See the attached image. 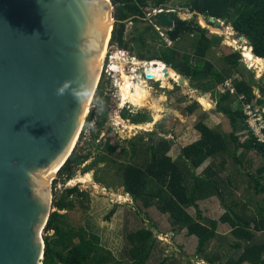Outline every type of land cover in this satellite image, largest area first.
Segmentation results:
<instances>
[{
    "label": "trees",
    "instance_id": "16d2710c",
    "mask_svg": "<svg viewBox=\"0 0 264 264\" xmlns=\"http://www.w3.org/2000/svg\"><path fill=\"white\" fill-rule=\"evenodd\" d=\"M111 2L116 10L110 45L116 44L125 50L127 49L126 25L129 22L146 21L144 8L147 7V1L111 0ZM162 2L163 0H159L157 4ZM183 7H188L191 12H194L195 17L197 15L205 17L208 25H213L208 21L210 17L227 21L236 33L250 42L252 54L264 59V0H189ZM158 16H155L156 22ZM147 29L149 30L150 27L148 26ZM207 32L208 29L201 27L195 19H178L173 22L171 29L167 30V37L175 41L182 36H193L190 45L192 52L180 54L178 48L175 47L148 60L165 63L178 74L189 79L190 85L196 86V89L211 93L217 100L216 111L228 118L232 131L229 134H222L210 128L203 120H199L195 124V129L200 133V139L182 148L175 159L169 155L173 141L162 138L155 144H147L144 153L149 154H145L139 164L121 165L122 185L131 197L141 201L145 207L156 205L161 212L169 214L174 225L185 228L189 235L197 236L196 253L215 264L221 258V253L212 256L206 252V247L217 235L219 219L205 217L199 209L197 200L217 196L222 203H225L227 201L226 192L232 193L231 188H227L232 180L229 177L225 179L226 181L221 180L218 175L215 176V172H210L211 167L204 169L202 174L197 175L195 171L209 157L212 161L218 157L221 158L220 164L223 166L227 157L231 155L234 165L241 167L246 160V153L255 154L261 159V165L255 169L254 174L247 172L246 177L248 178L247 188L252 189L257 196L262 194V198L255 202L256 210L253 209L252 212L250 208L248 209L246 202L239 212L234 211L232 205H227L228 210L220 216V221H228L231 224V232L236 239L229 246L230 249L239 250V255L234 259L226 260V264H242L243 262L264 264V241L254 239L255 232L264 228V144L257 141L249 131L247 116L244 113V107L247 104L264 106V83H256L254 72L244 65L240 51L225 55L222 58L223 66L218 68L207 57L209 51L219 45L221 38L214 34L207 36ZM134 50L135 48L132 47V51ZM139 56L140 60H145L141 54ZM228 80L235 89L234 93L229 90L225 92L216 90L218 85H223ZM254 86L259 88L261 98L256 96ZM100 91L99 86L96 95ZM96 102L100 111L92 108L86 120L87 124L94 123L98 129L95 134L90 135L92 144L98 140L100 128L104 126L112 107L108 96L100 95ZM197 107L199 104L194 101L186 106L185 110L188 114H192ZM120 115L124 119L138 122L137 124L152 122L149 114H137L140 120H136L129 114V111L123 109ZM238 132H247L248 137L241 141L237 135ZM233 143L234 147L231 149ZM118 148L119 144L111 145L106 141L102 152L112 155ZM239 149H242L240 154ZM121 152L126 151L121 149ZM135 152L133 148V155ZM88 159L89 154L83 155L77 152V148H74L66 163L59 170L60 174L65 173L62 181L65 183L74 177L73 165L79 166ZM104 160V157L99 156V160H94L83 168V173L92 169L96 162ZM96 180L103 182L101 178H96ZM72 193L84 194L78 188L73 187L65 188L62 195L55 197L54 205L57 209L51 212L45 228L47 232L53 230L54 236H50L49 233L45 236L46 249L43 263L107 264L112 254L108 248L100 244L99 235L88 233L82 227L77 230L66 228L65 215L58 210L71 205L68 195ZM189 206L195 207L196 217L187 211ZM129 238V241L133 243L128 251L130 263L146 264L153 244H155L153 232L148 229H138L131 232ZM167 258H163L157 264H165Z\"/></svg>",
    "mask_w": 264,
    "mask_h": 264
},
{
    "label": "rangeland",
    "instance_id": "374dc122",
    "mask_svg": "<svg viewBox=\"0 0 264 264\" xmlns=\"http://www.w3.org/2000/svg\"><path fill=\"white\" fill-rule=\"evenodd\" d=\"M146 1L147 7L144 8L147 16L146 21L139 23L129 22L126 25L125 40L127 42V49L124 50L126 56L122 57L119 54L118 51H121L119 46L116 44L110 45L111 38L108 48L105 47L103 63L101 68H99L101 76L98 87H101V91L98 95L95 93L91 101L90 110L95 108L94 110L100 111L96 100H98L100 95H103L108 96L110 99L112 105L111 111L104 126L100 128V135L95 144H92L90 141V135L91 133L95 134L98 129L94 123L87 124V117L85 118L81 133L77 139L78 146L76 143L74 148H77V152L83 155L89 154V159L84 164L72 166L75 172L72 178L74 179L73 184L78 183L76 185H66V182L64 183L62 181L65 173H63L64 175L60 174V171L56 173L54 179L49 184L53 201L52 210L57 209L54 205L55 197L58 198L62 195L65 192V188L76 187L79 191L83 192L84 194H69L68 200H71V205L58 211L65 215L64 219L67 221V229L77 230L82 227L88 233L99 235L100 244L108 248L112 254L107 264H131L128 251L133 243L129 241V234L138 229L151 230L155 238V244H153L152 252L146 264H157L165 257H168L165 264H202L198 263V258H201L202 255L196 253L198 242L196 236L189 235L185 228L174 225L169 214L161 212L156 205L145 207L141 201L135 200L131 195L129 196L122 185L121 165L128 163L139 164L145 154H149L144 153L147 144H155L162 138L169 139L173 141L172 153H169L173 157H176L184 146L190 144V139H187L188 135L191 132H198L195 129V124L199 120H203L210 128L218 130L222 134H229L232 131L228 118L216 111L217 100L215 97L211 93L201 92L196 89V86L190 85L189 79H186L185 83L180 84L182 75L179 74V80L178 78H170L166 86H162L159 81L145 79L144 68L145 64L148 63L145 60L149 61L148 59L152 57L156 58L162 52H168L170 48L175 47L178 48L180 54L192 52L190 45L193 36H182L175 41L169 39L166 34L169 28L156 27L157 23L154 14L156 10H163L164 12L174 11L184 20L195 19L201 27L207 28V36L213 34L219 36L221 38L219 45L214 47L212 51H209L207 57L218 68L223 66L222 58L225 55L240 51L243 54L242 62L254 72V80L256 83L261 84L264 83V61L263 68L259 72L260 69L255 68L251 59L245 56L246 51L252 54L251 49L246 46V40L237 37V33L229 23L227 26L223 24L216 25L215 23L208 25L205 17L198 15L195 17L196 14L191 12L188 7H183L189 0H163L161 4H157L159 0ZM115 10V6H113L112 12L115 13ZM201 19L203 22H201ZM148 26L150 29L146 30ZM157 28H159V31ZM141 33L143 35H140ZM165 39H168L169 42ZM132 47L135 48L134 51H132ZM113 53H118L121 57L120 60L114 62L122 65L120 73L122 72L123 66L127 64L125 65V70H127L125 71L126 74H135V76H141V72L144 74V77H141L145 79L147 88L151 94L149 97L151 104H148L147 107L136 108L130 104L118 105L120 101L118 86L122 79L120 74L119 78H116L115 75L108 74L107 68L112 65L108 55ZM139 54L145 60H140ZM133 56L136 57L131 60ZM132 68H135L136 72H130ZM216 90L225 92L226 87L224 84L218 85ZM254 92L257 97L261 98L260 90L256 86H254ZM201 97L207 98L211 107L206 108L203 106L199 101ZM194 101L198 102L199 107L192 114H188L185 107ZM122 107L129 111V114L134 116L136 120H140L137 114H149L152 118L151 126L146 127V129L137 128V126L144 125V123L137 124L138 122L122 118L120 115V108ZM157 107L158 111H156ZM257 108L259 110L264 109V106H258ZM157 114L159 118L155 120L154 117ZM131 125L136 128H131ZM237 135L241 141L248 137L247 132H238ZM106 141L111 145L119 144V148L114 154L108 155L102 152L104 142ZM232 147H234V143L231 144V149ZM133 148L136 151L134 155ZM121 149H125L126 152H121ZM241 151L242 149H239L238 153L240 154ZM99 156L104 157L105 160L96 162L92 169L87 173H83V168L94 160H99ZM245 159L243 165L240 167L234 165L231 155L227 157L226 163L223 166L220 164L221 158L218 157L214 161H212V158H209L195 172L196 174H202L204 169L211 167L210 172H215V176L218 175L221 180L226 181L225 179L227 177L231 178L232 183L226 186H228L227 188H231L230 191L232 193L229 194L226 192V203L232 206L235 203L245 205L247 201L244 198L247 196L248 191V194L251 196L249 201L250 209L253 212V209L256 210L255 202L262 198V194L257 196L252 189L246 188L248 185L246 173L254 174L255 169L261 165V159L253 153H246ZM80 176H88L87 181L85 183H79L77 180ZM96 178L103 179V182H97ZM219 200V198L214 196L210 201L206 202L205 210L202 208L203 212L206 211L205 217H212L220 221V215L228 209L223 208L222 204L224 202L221 204ZM237 204L235 207L238 206ZM112 210H114L113 213L111 212ZM187 211L193 217H196V210L193 206H189ZM221 211L222 213H220ZM219 232H223V236L212 238L207 244L206 252L212 254L216 250H222V256H224L222 261L223 264H226L224 261L234 256L229 246V243L232 241V235L229 229L225 230L224 227ZM48 233L50 236H54L53 230L47 232L45 229L43 232L44 238ZM260 236L261 233L259 234ZM76 240L78 239L76 238ZM219 243L223 245L221 250L218 245Z\"/></svg>",
    "mask_w": 264,
    "mask_h": 264
},
{
    "label": "water",
    "instance_id": "95a60500",
    "mask_svg": "<svg viewBox=\"0 0 264 264\" xmlns=\"http://www.w3.org/2000/svg\"><path fill=\"white\" fill-rule=\"evenodd\" d=\"M112 11L111 0H0V264H44L48 176L89 114ZM178 19L157 21L167 29Z\"/></svg>",
    "mask_w": 264,
    "mask_h": 264
},
{
    "label": "bare ground",
    "instance_id": "6f19581e",
    "mask_svg": "<svg viewBox=\"0 0 264 264\" xmlns=\"http://www.w3.org/2000/svg\"><path fill=\"white\" fill-rule=\"evenodd\" d=\"M201 22H203L202 19H201ZM109 23H110V21H109ZM108 41H109V36L107 37L106 42H108ZM234 43L236 44L235 41H234ZM105 50L106 49L104 47V49L102 51L101 63H100L99 68H101V65L103 63V57H104V54H105ZM251 52H252V50H251ZM245 56L248 59H251V62L253 63L255 68H259L260 69L259 72H260L261 69L263 68L264 59L259 58V57L255 56L254 54L249 53V51H246ZM113 59H114V62H116V60L117 61L120 60L121 57L117 53V57H115V58L113 57ZM114 62H112V65H111V68H110V70L113 73L117 72V66L115 65ZM144 69H145V79L159 81L162 86L168 85L167 81L170 78L171 79L172 78H175V79L178 78V80H179V75H178V73L176 71H174L172 68H170L169 66H166L163 62L158 61V60H153L151 62L146 63ZM130 72H136V69L132 68V70ZM99 74H100V72H99ZM146 75H150L151 78H147ZM100 76H101V74H100ZM120 76H121L122 81L120 82V84L118 86L119 96H120V101H119L118 105L122 106V105H125V104H130V105H132V106H134L136 108H143V107H147L148 104H151L150 103L151 100L149 101V97H150L151 94H150V92H149V90L147 88V83H146L145 79H143L141 76H135V74L134 75H131L130 73L126 74L124 69H122V72L120 73ZM199 101L206 108L211 107V105L208 102L207 98L201 97L199 99ZM156 111H158V107H157ZM154 118H155V120H158V118H159L158 114ZM151 124H152L151 122L150 123H144V125L137 126V128L139 127V128L146 129V127L151 126ZM130 127L131 128H136V127H134L132 125ZM61 167H62V164H58L56 166V168L49 174V176H48L49 184L52 181V179H54L56 173L60 170ZM87 179H88V176H85V177L84 176H80L77 181L79 183H85L87 181ZM73 183H74V179H72L70 181L69 185L78 184V183H75V184H73Z\"/></svg>",
    "mask_w": 264,
    "mask_h": 264
},
{
    "label": "crops",
    "instance_id": "0c3cea01",
    "mask_svg": "<svg viewBox=\"0 0 264 264\" xmlns=\"http://www.w3.org/2000/svg\"><path fill=\"white\" fill-rule=\"evenodd\" d=\"M187 139H190V144L191 143H193V142H195V141H197V140H199L200 139V133H198V132H191L189 135H188V138ZM189 145V144H188ZM185 147V146H184ZM183 147V148H184ZM171 149H172V147H171ZM171 149H170V153H172V151H171ZM169 153V155L173 158V159H175L176 157H173L171 154ZM180 153V152H179ZM209 158H211V157H209ZM208 158V159H209ZM205 163V162H204ZM203 163V164H204ZM202 164V165H203ZM201 165V166H202ZM200 166V167H201ZM199 167V168H200ZM203 173V172H202ZM198 175V174H197ZM248 186V185H247ZM247 188V187H246ZM245 188V189H246ZM229 193V192H228ZM214 196H212V197H210V198H207V199H199V200H197V203H198V206H199V209L201 210V212H202V214L205 216V212L206 211H204L203 212V209L205 210V208H206V202H208V201H210L212 198H213ZM217 197V196H216ZM218 198V197H217ZM250 198H251V196L248 194V191H247V196H245V198H244V200H246L247 202V205H248V209L250 208V203H249V201H250ZM210 199V200H209ZM220 201V200H219ZM220 203L222 204V202L220 201ZM237 203H235V205H236ZM235 205L233 206V208H234V211H236V212H239L240 211V209H242L243 208V205H240V204H237L238 206H236L235 207ZM222 206H223V208H226L227 207V203H224V204H222ZM195 208V207H194ZM203 208V209H202ZM220 213H222V211L220 212ZM223 213H226V211H223ZM222 213V214H223ZM221 214V215H222ZM220 215V216H221ZM212 218V217H211ZM215 219V218H214ZM222 227H224L225 228V230L226 229H229V232H230V234L232 235V241L231 242H233V241H235L234 239H236L235 238V236L232 234V232H231V229H232V226H231V224L228 222V221H218V225H217V230H216V232H217V235L215 236V237H219V236H223L222 234H224L223 232H219V230H221V228ZM261 233V236L259 237V234ZM195 236V235H194ZM197 237V236H196ZM198 239V238H197ZM254 239L256 240V241H264V228L263 229H261V230H258V231H256L255 232V237H254ZM218 242V241H217ZM220 242V241H219ZM230 242V243H231ZM230 243H229V245H230ZM219 246H220V250H221V248L223 247V245H221L220 243L218 244ZM222 251V250H221ZM221 251H218V250H216L214 253H208V254H211L212 256L213 255H215V254H220L221 253V258L219 259V260H217V262H216V264H219L220 262H223L222 261V259L224 258V256H222V252ZM231 251H232V253L234 254V256H232V258L234 259L235 257H237L238 255H239V250H236L235 248H233V249H231ZM235 252H237L236 253V255H235ZM197 258H198V256H197ZM200 258V257H199ZM198 258V263H202V264H212V263H210L209 261H207L204 257H201L200 259ZM192 261V260H191ZM225 262V261H224ZM245 263H247V264H251V263H249V262H243L242 264H245Z\"/></svg>",
    "mask_w": 264,
    "mask_h": 264
},
{
    "label": "built area",
    "instance_id": "2783aa9c",
    "mask_svg": "<svg viewBox=\"0 0 264 264\" xmlns=\"http://www.w3.org/2000/svg\"><path fill=\"white\" fill-rule=\"evenodd\" d=\"M163 13V10H156L154 15L157 14H161ZM158 26V24L156 25V27ZM157 30H159V28H157ZM167 42L168 39H165ZM119 54H121V56H126L125 52L122 51H118ZM109 56V60L110 62H114L113 57H117V53H113L108 55ZM115 65L117 66V72L113 73L111 70H109L111 68V65L108 66V74H112V76H116V78H119V72L120 69L122 67V65H120L119 63H115ZM226 90H229L231 93L234 92V89L231 85L230 81H226L224 83ZM258 106H253L252 104H247L244 107V113L247 116L246 122L248 124L249 127V131L252 133L253 136L256 137L257 141L261 142L264 144V109H258ZM67 185H69V183H67Z\"/></svg>",
    "mask_w": 264,
    "mask_h": 264
},
{
    "label": "clouds",
    "instance_id": "9594fccd",
    "mask_svg": "<svg viewBox=\"0 0 264 264\" xmlns=\"http://www.w3.org/2000/svg\"><path fill=\"white\" fill-rule=\"evenodd\" d=\"M168 12H169V11H168ZM165 13H167V12H164V11H163V13H161V14H165ZM158 15H159V14H157V15H155V16H158ZM199 16H201V15H199ZM183 20H184V19H183ZM221 21H222V20H221ZM222 22H223V21H222ZM156 23L158 24V21H157ZM158 26H160V25L158 24ZM172 26H173V25H172ZM160 27H161V26H160ZM162 28H163V27H162ZM164 29H165V28H164ZM169 29H171V28H169ZM169 29H168V30H169ZM158 31H159V30H158ZM237 34H238V33H237ZM245 39H246V38H245ZM247 41H248V40L246 39V43H247ZM248 42H249V41H248ZM249 43H250V42H249ZM246 46H247V44H246ZM250 49L252 50V47H251ZM119 51H120V50H119ZM121 51H122V52H125L124 49H121ZM128 53H129V52H128ZM252 53H253V52H252ZM242 55H243V54H241V56H242ZM106 57H107V54H106ZM134 57H136V56L131 57V60H132ZM242 58H243V57H242ZM145 61H146V62H151V61H153V60H151V61H147V60H145ZM124 63H125V62H124ZM126 63H127V62H126ZM164 64H165V63H164ZM125 65H127V64H125ZM125 65L123 66V69H124V70H125ZM128 65H129V64H128ZM165 65H166V64H165ZM166 66H167V65H166ZM121 68H122V67H121ZM127 68H129V67H127ZM249 69H250V68H249ZM125 71H127V70H125ZM140 75H141L142 77H144V74H142V72L140 73ZM178 75H179V74H178ZM181 77H184V76H181ZM185 78H186V77H185ZM186 79H187V78H186ZM228 81H230V80H228ZM230 82H231V81H230ZM224 83H225V82H224ZM231 85H232V84H231ZM232 87H233V86H232ZM233 89H234V88H233ZM234 92H235V89H234ZM234 92H233V93H234ZM123 107H124V106H123ZM123 107L120 108V109L123 110V109H124ZM71 180H72V179H71ZM71 180L67 181V182H66V185H67V183H70ZM127 194H128V193H127ZM128 195L130 196V194H128ZM225 203H226V202H225ZM227 205H228V204H227ZM234 205H235V204H234ZM232 207H233V206H232ZM226 208H227V207H226ZM227 209H228V208H227Z\"/></svg>",
    "mask_w": 264,
    "mask_h": 264
},
{
    "label": "flooded vegetation",
    "instance_id": "af4514ba",
    "mask_svg": "<svg viewBox=\"0 0 264 264\" xmlns=\"http://www.w3.org/2000/svg\"><path fill=\"white\" fill-rule=\"evenodd\" d=\"M160 15V14H159ZM178 81V80H177Z\"/></svg>",
    "mask_w": 264,
    "mask_h": 264
}]
</instances>
